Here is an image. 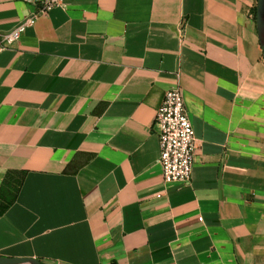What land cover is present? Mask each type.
<instances>
[{"label": "crops", "instance_id": "1", "mask_svg": "<svg viewBox=\"0 0 264 264\" xmlns=\"http://www.w3.org/2000/svg\"><path fill=\"white\" fill-rule=\"evenodd\" d=\"M255 4L65 0L0 48V256L264 264ZM38 8L0 0V34ZM176 88L196 136L189 184L158 163L156 112Z\"/></svg>", "mask_w": 264, "mask_h": 264}, {"label": "built area", "instance_id": "2", "mask_svg": "<svg viewBox=\"0 0 264 264\" xmlns=\"http://www.w3.org/2000/svg\"><path fill=\"white\" fill-rule=\"evenodd\" d=\"M37 4V12L11 31L0 34V48L17 42L27 28L33 27L37 18L48 14L65 0H27ZM155 127L159 138V160L163 180L167 184H189L196 152V136L187 113L183 94L176 88L166 92L156 112Z\"/></svg>", "mask_w": 264, "mask_h": 264}, {"label": "water", "instance_id": "3", "mask_svg": "<svg viewBox=\"0 0 264 264\" xmlns=\"http://www.w3.org/2000/svg\"><path fill=\"white\" fill-rule=\"evenodd\" d=\"M256 30L261 51L264 55V0H257ZM0 264H42L35 258H7L0 256Z\"/></svg>", "mask_w": 264, "mask_h": 264}, {"label": "trees", "instance_id": "4", "mask_svg": "<svg viewBox=\"0 0 264 264\" xmlns=\"http://www.w3.org/2000/svg\"><path fill=\"white\" fill-rule=\"evenodd\" d=\"M253 13H254V17H255V15H256V7L254 8V10H253ZM18 188L16 189V192H15V194H14V198L13 199H11L9 202H8V206H6V208H4L2 211H1V213H3L7 208H9L14 202H15V200H16V197H17V194H18Z\"/></svg>", "mask_w": 264, "mask_h": 264}, {"label": "rangeland", "instance_id": "5", "mask_svg": "<svg viewBox=\"0 0 264 264\" xmlns=\"http://www.w3.org/2000/svg\"><path fill=\"white\" fill-rule=\"evenodd\" d=\"M257 6V0H256V4H255V7ZM254 7V8H255ZM254 10V9H253ZM252 19H253V21L256 23V15H255V17H254V13H253V11H252Z\"/></svg>", "mask_w": 264, "mask_h": 264}]
</instances>
